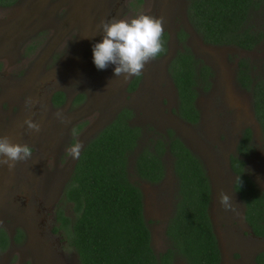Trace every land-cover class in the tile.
Returning <instances> with one entry per match:
<instances>
[{"label":"rangeland","instance_id":"374dc122","mask_svg":"<svg viewBox=\"0 0 264 264\" xmlns=\"http://www.w3.org/2000/svg\"><path fill=\"white\" fill-rule=\"evenodd\" d=\"M186 7V0H18L0 8V136L33 150L31 159L14 169L0 167V230L9 239L0 246V264H78L55 216L58 206L71 214V204L61 202L76 161L67 149L77 141L85 145L126 107L132 111L130 123L142 131L136 151L155 134L172 128L202 161L212 187L209 214L221 264H257L264 238L253 236L245 221L229 157L243 130L251 129L254 152L245 159V171L264 188L261 130L251 93L237 79L241 58L248 60L252 76L264 77V42L253 50L206 44L187 20ZM140 14L163 19L168 52L146 65L130 92L136 77H116L115 65L98 70L93 46L102 42V22ZM180 30L186 33L184 43L213 71L209 89L198 91L200 117L195 124L174 112L177 101L166 69L167 57L181 48ZM57 91L64 94L59 106L52 101ZM29 118L41 125L39 133L23 124ZM163 162L164 177L158 183L135 174L133 154L128 163L129 178L142 192L155 253L167 247L165 227L177 188L171 156L166 154ZM221 192L233 197L235 211L220 205ZM173 264L184 261L176 258Z\"/></svg>","mask_w":264,"mask_h":264},{"label":"trees","instance_id":"16d2710c","mask_svg":"<svg viewBox=\"0 0 264 264\" xmlns=\"http://www.w3.org/2000/svg\"><path fill=\"white\" fill-rule=\"evenodd\" d=\"M17 1L0 0V8ZM186 1V18L204 43L253 50L264 42V0ZM185 37L180 30L182 46L168 63V73L178 96L174 112L195 124L200 117L198 91L209 89L213 71L184 43ZM237 79L251 93L253 114L264 143V77L252 76L248 60L241 58ZM137 80L133 79L131 88ZM52 101L62 103L64 94L55 92ZM131 117L132 111L122 108L87 141L64 186L61 202L71 204V215L58 206L56 218L58 229L77 254L78 264H173L176 258L184 264H221L209 214L212 187L202 161L172 128L155 134L136 151L142 131L130 123ZM251 141V129L245 128L235 153L229 157V166L236 176L233 189L243 201L245 221L254 235L264 237V188L257 187L245 171V159L254 152ZM132 154L135 174L151 183L164 177V156L172 158L176 197L165 227L168 244L159 253L151 246L142 192L129 178ZM7 243L6 234L0 230V246ZM255 261L264 264V251L255 256Z\"/></svg>","mask_w":264,"mask_h":264},{"label":"clouds","instance_id":"9594fccd","mask_svg":"<svg viewBox=\"0 0 264 264\" xmlns=\"http://www.w3.org/2000/svg\"><path fill=\"white\" fill-rule=\"evenodd\" d=\"M102 42L93 46V62L98 70H106L109 65H115L116 77L125 81L139 77L148 63L165 52L163 19L151 15L140 14L135 18L117 19L102 22L99 26ZM32 101H26V107ZM58 118L61 114H57ZM62 123L68 121L61 119ZM30 131L39 133L41 125L31 118L23 122ZM75 135V133H73ZM84 145L73 143L68 154L73 159H79ZM33 150L27 144L15 143L8 136H0V167L14 169L20 162L31 159ZM240 184V178H237ZM219 203L226 211H235L233 197L225 192L219 194Z\"/></svg>","mask_w":264,"mask_h":264},{"label":"flooded vegetation","instance_id":"af4514ba","mask_svg":"<svg viewBox=\"0 0 264 264\" xmlns=\"http://www.w3.org/2000/svg\"><path fill=\"white\" fill-rule=\"evenodd\" d=\"M187 2V1H186ZM185 10H186V8H185ZM165 34V46H166V49H165V52L164 53H161V55L160 56H158L157 58H160V57H163V56H165V54L167 55V52H168V44H167V33H164ZM180 46H182V42L180 43ZM179 49H181V48H179ZM175 53H176V51H175ZM194 53V52H193ZM173 54V53H172ZM170 55V56H168L167 57V64H166V69H167V71H168V63L170 62V60H171V58L173 57V55ZM168 73V72H167ZM171 78V77H170ZM138 80H139V78H138ZM138 80H137V83H138ZM171 81H172V79H171ZM172 84H173V82H172ZM131 86V85H130ZM135 89V87L134 88H131L130 87V92H132L133 90ZM173 89H174V92H175V96H176V101H177V104H176V107H175V110H176V108H177V105H178V96H177V92H176V88L174 87V84H173ZM53 97V96H52ZM63 103V102H62ZM62 103H60V104H57V106H59V105H61ZM127 108V107H126ZM128 109H130V108H128ZM131 110V109H130ZM199 114H200V112H199ZM131 120V119H130ZM236 177V176H235ZM56 212V211H55ZM71 215V214H70ZM55 216H56V214H55ZM57 219V218H56ZM248 225V224H247ZM248 227H249V225H248ZM249 229H250V227H249ZM250 232H251V234L253 235V236H255V237H257V238H264V237H262V236H257V235H254L253 233H252V231H251V229H250ZM7 236V235H6ZM8 238V237H7ZM8 242H9V239H8ZM8 244V243H7Z\"/></svg>","mask_w":264,"mask_h":264}]
</instances>
